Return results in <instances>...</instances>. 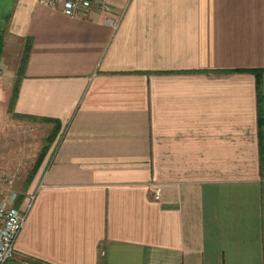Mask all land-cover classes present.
Segmentation results:
<instances>
[{
	"label": "crops",
	"instance_id": "obj_1",
	"mask_svg": "<svg viewBox=\"0 0 264 264\" xmlns=\"http://www.w3.org/2000/svg\"><path fill=\"white\" fill-rule=\"evenodd\" d=\"M14 4L0 112L61 128L7 264H264V0Z\"/></svg>",
	"mask_w": 264,
	"mask_h": 264
},
{
	"label": "built area",
	"instance_id": "obj_2",
	"mask_svg": "<svg viewBox=\"0 0 264 264\" xmlns=\"http://www.w3.org/2000/svg\"><path fill=\"white\" fill-rule=\"evenodd\" d=\"M52 8H61L69 16H82L95 10L100 13L115 12L111 0H37ZM130 0L109 21L117 28ZM16 173H0V264H7L16 255V242L25 225L27 212L15 206L18 192L14 191Z\"/></svg>",
	"mask_w": 264,
	"mask_h": 264
},
{
	"label": "rangeland",
	"instance_id": "obj_3",
	"mask_svg": "<svg viewBox=\"0 0 264 264\" xmlns=\"http://www.w3.org/2000/svg\"><path fill=\"white\" fill-rule=\"evenodd\" d=\"M14 1L0 0V47L1 44L4 45L6 27L8 28L9 24L8 18L14 10ZM11 58H8L7 61L10 62ZM5 60H3L2 51L1 61L5 62ZM4 62L2 63L3 67H5ZM1 69L0 64V74ZM0 109H4L1 99ZM29 126L26 123H18L13 120L9 112H0V167H5L12 170L10 172L15 171L19 174V178L15 181L19 190H21L19 184L24 185L25 174L32 167L37 154L46 143V138L51 131V126L47 125L36 127L34 131ZM14 191H17L16 184ZM19 196L18 193V198ZM29 197L31 198V196H28V199H30Z\"/></svg>",
	"mask_w": 264,
	"mask_h": 264
},
{
	"label": "trees",
	"instance_id": "obj_4",
	"mask_svg": "<svg viewBox=\"0 0 264 264\" xmlns=\"http://www.w3.org/2000/svg\"><path fill=\"white\" fill-rule=\"evenodd\" d=\"M12 13L9 15L8 21L11 18ZM2 51H3V44H1L0 47V60H1V55H2ZM28 55H29V47H27V53L25 55V57L22 60V66L21 69L19 70L20 76L17 79L15 86H14V91H13V96H12V103H11V112L14 111V104L16 102L17 96H18V92H19V88H20V82H21V76L24 74V69L26 67V62L28 59ZM257 76H259V78L262 76V74L264 73V70L262 69H257L253 71ZM259 97H260V91H259ZM41 121L43 122H48V123H52L53 124V129L51 130L50 134L47 136L46 138V144L43 146L36 162L32 165V168L30 169V171L28 172L27 178L25 180V184H24V188L25 190H27L29 188V186L31 185V183L33 182L38 170L40 169L43 160L45 158V156L47 155L49 148L51 146V144L54 142L57 133L59 132L60 128H61V122L57 119H51V118H40ZM26 195L25 194H20L16 205L18 206L20 203H22V201L25 199ZM10 262V261H9Z\"/></svg>",
	"mask_w": 264,
	"mask_h": 264
}]
</instances>
